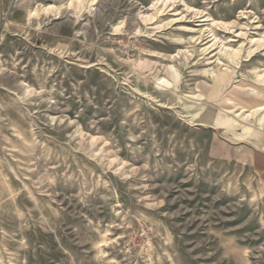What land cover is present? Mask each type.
<instances>
[{"label": "rangeland", "instance_id": "obj_1", "mask_svg": "<svg viewBox=\"0 0 264 264\" xmlns=\"http://www.w3.org/2000/svg\"><path fill=\"white\" fill-rule=\"evenodd\" d=\"M0 264H264V0H0Z\"/></svg>", "mask_w": 264, "mask_h": 264}, {"label": "bare ground", "instance_id": "obj_2", "mask_svg": "<svg viewBox=\"0 0 264 264\" xmlns=\"http://www.w3.org/2000/svg\"><path fill=\"white\" fill-rule=\"evenodd\" d=\"M242 15V14H241ZM229 25L231 26V24H224V25H222L221 27L223 28V29H227L228 27H229ZM233 25V24H232ZM235 25V24H234ZM228 26V27H227ZM236 26H237V24H236ZM219 27V26H218ZM220 27V28H221ZM210 30V29H209ZM227 31H228V29H227ZM230 31V30H229ZM232 31V30H231ZM228 33H230V32H228ZM235 36L234 37H236V38H238V39H240L241 37H242V35H243V32H241V33H236V34H234ZM204 36V35H203ZM212 38V37H211ZM211 40V39H210ZM209 40V41H210ZM251 41V40H250ZM205 44V43H204ZM217 44V43H216ZM214 45V42L212 43V45L211 46H208V47H206L205 49L208 51V49H210V48H212V46ZM213 49V48H212ZM214 50V49H213ZM211 51V50H210ZM204 52H205V50H204ZM212 52V51H211ZM215 54V53H214Z\"/></svg>", "mask_w": 264, "mask_h": 264}]
</instances>
